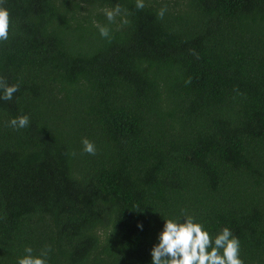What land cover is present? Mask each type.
<instances>
[{
  "label": "trees",
  "instance_id": "16d2710c",
  "mask_svg": "<svg viewBox=\"0 0 264 264\" xmlns=\"http://www.w3.org/2000/svg\"><path fill=\"white\" fill-rule=\"evenodd\" d=\"M144 3L0 5V77L19 85L0 89V264L46 246L48 264H152L182 214L264 264V0Z\"/></svg>",
  "mask_w": 264,
  "mask_h": 264
},
{
  "label": "clouds",
  "instance_id": "9594fccd",
  "mask_svg": "<svg viewBox=\"0 0 264 264\" xmlns=\"http://www.w3.org/2000/svg\"><path fill=\"white\" fill-rule=\"evenodd\" d=\"M3 0H0L2 5ZM144 0H136V8L143 9ZM166 8H162L158 16L163 19ZM109 22H115L118 16H121L120 23L127 25V10L122 9L119 4L112 9L104 10ZM11 19L9 11L0 6V42H6L9 39ZM103 38H109L110 29L107 26L96 25ZM191 77L186 84H191ZM0 89L3 90L2 99L11 101L14 94L19 90V85L9 86L6 81L0 77ZM10 126L16 129L27 128L30 124V118L27 115L20 116L10 120ZM84 152L95 155L96 147L94 143L87 138L82 140ZM75 155V153H72ZM183 215V223L180 219L164 220V227L159 234V243L151 250L152 264H244L240 258V241L233 235L227 227L217 234L214 238L205 230L204 225L197 223L195 218ZM142 228V225H138ZM51 248L46 246L39 256H33V249H25L27 253L18 260V264H48V253Z\"/></svg>",
  "mask_w": 264,
  "mask_h": 264
}]
</instances>
